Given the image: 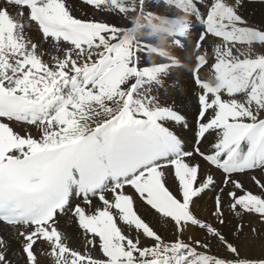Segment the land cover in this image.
Here are the masks:
<instances>
[{
  "label": "snow or ice",
  "instance_id": "6c2138e0",
  "mask_svg": "<svg viewBox=\"0 0 264 264\" xmlns=\"http://www.w3.org/2000/svg\"><path fill=\"white\" fill-rule=\"evenodd\" d=\"M82 3L155 14L146 0ZM167 3L195 17L173 41L194 56L191 123L184 97L159 90L175 56L142 66L147 44L70 0H0V264H264V244L242 243L257 233L245 221L264 223V23L244 11L264 0ZM209 193L206 221L194 206ZM192 227L203 239L185 238Z\"/></svg>",
  "mask_w": 264,
  "mask_h": 264
},
{
  "label": "bare ground",
  "instance_id": "6f19581e",
  "mask_svg": "<svg viewBox=\"0 0 264 264\" xmlns=\"http://www.w3.org/2000/svg\"><path fill=\"white\" fill-rule=\"evenodd\" d=\"M203 2V0H201ZM70 3L74 6L76 15L82 19H95V20H105L109 23H114L123 27H128L129 32L127 33L130 41L140 42L143 41L148 45V51L151 55L145 54L141 61L142 66H151L160 62V54L166 53L169 56H175L178 59V66L170 70L169 75L163 79V86L159 89L160 92H164L165 89L167 92L179 93L185 100V108L189 113V122H192V114L195 112V106L197 104V95L199 89L192 81L191 71L194 65V56L191 60H186L185 57L189 55V52L185 49L179 47H173V41L176 39V24L178 20L191 12H183L181 8H175L174 5L167 3V0H146L144 11H152L155 14L148 16L144 13H134L132 19L128 22L127 19L122 17L117 18L111 15H102L99 12L94 13L90 7L83 5L82 0H70ZM246 17L257 24L264 23V6L261 5H251L245 10ZM163 15V16H160ZM195 21V17L191 14L190 21H181V26L192 23ZM180 26V27H181ZM196 28H201V25L196 21ZM171 33V34H170ZM191 44V39L189 38V47ZM209 57L211 60L212 49L211 44L208 46ZM193 64V65H192ZM211 71L205 67L201 69L200 76L202 79L211 78ZM153 91H156L154 86ZM176 130V129H174ZM187 136H190L192 133L188 130H184ZM187 136L185 138H187ZM202 150L208 151V143L201 145ZM204 171H208V166L203 165ZM217 180H220V176L217 175ZM246 183V186L251 190L256 191L252 183L246 178L241 177ZM171 183V182H170ZM173 190L174 186H173ZM214 208V198L213 194L209 193L202 200H199L198 203L194 206L195 214L206 221H211L214 218L211 216V212ZM139 214L144 217V219L155 228V230L164 236L166 239L171 240L174 238L169 227L166 224L161 223L158 219L145 211L143 205L140 206ZM236 220L230 215L226 220V223L222 226L218 225L225 234H230L231 230L235 227ZM245 229L249 227H255L257 233H252L246 231V235L242 239V243L246 246L258 248L261 244H264V223L259 222L258 220L252 219L250 222H244ZM191 237L194 240L203 239L201 232L195 227L190 228L185 233V238ZM231 238V236H230ZM78 240L79 237H76ZM73 243V240L69 241ZM148 243V241H145ZM213 249L215 250V243H213Z\"/></svg>",
  "mask_w": 264,
  "mask_h": 264
},
{
  "label": "clouds",
  "instance_id": "9594fccd",
  "mask_svg": "<svg viewBox=\"0 0 264 264\" xmlns=\"http://www.w3.org/2000/svg\"><path fill=\"white\" fill-rule=\"evenodd\" d=\"M190 16H191V13H188L186 15H184L181 20H178L177 21V24H176V31L178 32L180 26H181V21H190ZM171 34V33H170Z\"/></svg>",
  "mask_w": 264,
  "mask_h": 264
},
{
  "label": "rangeland",
  "instance_id": "374dc122",
  "mask_svg": "<svg viewBox=\"0 0 264 264\" xmlns=\"http://www.w3.org/2000/svg\"><path fill=\"white\" fill-rule=\"evenodd\" d=\"M193 65V64H192Z\"/></svg>",
  "mask_w": 264,
  "mask_h": 264
}]
</instances>
